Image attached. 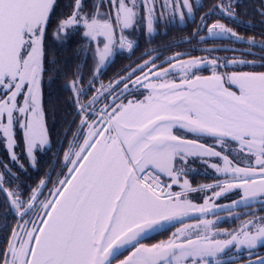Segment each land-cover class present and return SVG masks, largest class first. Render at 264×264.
<instances>
[{
  "label": "snow or ice",
  "instance_id": "obj_1",
  "mask_svg": "<svg viewBox=\"0 0 264 264\" xmlns=\"http://www.w3.org/2000/svg\"><path fill=\"white\" fill-rule=\"evenodd\" d=\"M56 6L57 0H0V133L11 148L13 129H22L27 155L33 162L34 150L49 143L41 86L49 71L46 63H56L47 61L45 52L47 26ZM70 7L71 12L58 20L54 36L66 38L69 29L82 27L84 38L98 41L93 51L98 65L112 56L117 27L121 48H133V42L123 33L135 28L141 8L147 11V30L153 32L155 0H93L92 10L87 12L85 0H72ZM104 7L110 10L101 12ZM162 7L168 8L169 0H163ZM171 7H183L189 15L192 13L189 0H171ZM217 10L230 18L235 15L231 3L221 4L202 21ZM208 31L214 36L240 39L223 24H214ZM182 55L177 54L165 63L172 64ZM201 63L193 59L160 72L155 59L145 61L128 77L115 82L124 84L121 96L130 90L129 81L132 89L139 86L147 90L149 94L144 100L117 103L119 97L114 96L111 103L99 110L95 108L99 95L87 104L80 103V96L84 95L80 87L82 77L75 74L69 87L80 116L75 139L82 143L70 145L64 153L68 173L58 179V187L49 193L51 198L40 201L41 189L46 187L42 180L23 199L19 188L8 191L4 187L5 175L12 177L7 165L0 173V192L6 193L5 218L8 214L19 217L6 246L0 248V264H112L126 246L133 250L119 264H210L208 258L222 253L229 245L251 250L264 244V217L248 221L238 232L229 233L230 239L223 242L199 233L195 239H179L190 227H198L195 225L178 229L172 239L150 247L138 239L161 222L189 216L193 211H209L208 200L198 206L188 199V193L200 190L192 189L188 180L183 181L181 191H171L183 175V168H177V163L186 164L190 155L222 158L223 167H212L225 176L231 175V179L223 185L205 186L219 187L221 191L214 193L216 197L234 189L242 190L241 199L245 202L264 197V72L234 71L223 76L214 70L211 76L204 77L193 71ZM208 63L213 69L220 67L216 60ZM231 65L255 66L235 58ZM229 66L225 61L223 67ZM177 67L182 74L180 81L162 82ZM145 68L149 70L143 78L137 76L132 80L137 71L143 72ZM95 78L94 75L89 81V88ZM225 82L235 85L238 92L224 87ZM97 91L112 95L115 89L102 85ZM175 127L213 138L221 148L235 153L237 163L233 165L228 155L222 156L213 147L175 135ZM10 159L18 162L14 153ZM160 174L171 178V183L162 185ZM239 203L233 201L236 206ZM213 223L201 221L205 232ZM256 264H264V259Z\"/></svg>",
  "mask_w": 264,
  "mask_h": 264
},
{
  "label": "flooded vegetation",
  "instance_id": "obj_2",
  "mask_svg": "<svg viewBox=\"0 0 264 264\" xmlns=\"http://www.w3.org/2000/svg\"><path fill=\"white\" fill-rule=\"evenodd\" d=\"M247 0H189V4L192 6V13L189 15L187 9L179 7L173 9L171 7V0H169V7H162L163 0H155V12L153 13V32L149 33L146 27L147 23V11L143 8L140 9L139 22L136 23L134 29L126 30L123 35L133 42V48L128 49L125 45L121 48L119 43L120 30L116 28V43L113 46V53L103 65H98V61L93 57V51L97 47L98 41L89 40L83 37L84 29L72 28L69 29L66 38L57 39L54 36L56 25L59 19L66 17L71 12L70 5L72 0H57V6L50 16V23L47 26L46 38H45V52L47 61L55 60V64L46 63V67L54 73L55 71H67L74 73L79 72L86 74L87 72L93 74L89 80L86 81V77L80 80V87L84 90V95L80 97V103L87 104L93 96L99 95V102L95 105L96 109H103L106 104L111 103L114 96L119 97L117 103H128V101L142 99L147 90L137 86L136 89L131 88V81H129V91L121 96V90L124 88V84L120 83L116 85V81L122 78L128 77L133 69H137L139 65H143L145 61H151L155 59V64L158 66V70L163 72L164 69L171 68L173 65H178L182 62L189 60L202 61L198 68L194 69L195 75L211 76L215 70L218 74L228 76L232 72H264V67L260 65L264 64V0H260V6L257 2H251L250 5H254V9L249 11V15H246V11L242 17L236 16L235 7L232 6L234 12L233 17H229L215 11L212 15L208 16L206 21H202L207 13L212 11L217 6L223 4L232 5L238 3L240 6L245 7ZM93 0H85V11H91V5ZM107 7L101 8L100 11H108ZM183 17V18H182ZM214 24H223L226 28L231 29L236 33V37L227 35L226 37L211 35L208 29ZM259 33V36H258ZM99 39L103 40V37ZM249 41H255L254 44ZM102 46V45H101ZM177 54H183L181 59L173 61L172 64L165 63L166 60L177 56ZM235 58L237 61H249L255 66H232L231 62ZM216 60L220 67L213 69L209 61ZM225 61L229 62V67H223ZM151 67V65H149ZM148 68H145L143 72L137 71L132 76V80H135L137 76L143 78L145 73L148 72ZM50 73V74H51ZM180 71H174L167 78H174L175 82H179L182 78L179 76ZM95 75V81L92 88H89V81L93 80ZM191 76V73L189 74ZM86 76V75H85ZM45 77L42 80V107L44 110V124L49 132V143L42 148H36L33 152L35 161L27 155V142L24 135V131L19 127L13 129V143L15 155L18 158V162L13 163L10 167L17 175L11 182L4 183V187L10 191L19 190L23 193V199H27L32 189H36L42 180L45 181L46 187L41 190L43 195L39 197L40 201L50 199L49 193L58 187V179H63L68 173V168L65 166L64 153L69 150L70 145L82 143V140L75 139L79 133L80 116L77 114L78 105L75 103V96L72 89L69 87L71 79L70 76H66L65 79L57 84L63 85L62 94L56 92L53 97H45ZM112 85L115 91L112 95H108L105 91L100 94L101 86ZM228 86L230 89L238 91L235 85H231L225 82L224 87ZM111 90V89H109ZM107 97V99H105ZM48 101L51 102L48 104ZM87 132V129H85ZM175 135H179L182 138L188 140H196L198 143L204 144L207 147H213L214 150L220 151L223 155H226V149L221 148L217 143H210L209 139H213L208 136H196L192 133H188L179 127L173 129ZM3 134L0 133V146L7 145V139L2 138ZM214 140V139H213ZM11 147V149H12ZM236 147V145H232ZM228 155L233 157L237 163L233 154ZM233 153V152H232ZM235 154V153H234ZM187 163L191 166H195L198 170L195 176L187 174L179 177L177 184L172 188H180L179 184H183L184 180H188L189 184L194 187L199 183H213L223 185L226 181L224 174L217 175L213 164L223 167L224 162L222 158L209 156H189L187 157ZM243 164V163H242ZM5 162H0V173L5 171ZM181 164L178 162L176 167ZM22 166V167H21ZM71 165H68L70 167ZM225 180V181H222ZM6 181V178H5ZM160 181L163 185L171 183V178L166 174H160ZM218 182V183H214ZM209 183V184H211ZM8 184V185H7ZM10 186V187H8ZM218 187L207 188L199 187L194 189H200L188 193V197L193 198L195 193L201 191H208V189H215ZM166 192L168 188L164 189ZM3 193V192H2ZM4 194V193H3ZM192 195V196H190ZM213 195V194H212ZM4 201H6V195L4 194ZM0 200V207L5 202ZM204 198L194 199L192 202L198 206L204 205ZM226 202V195L220 196L217 204L222 206ZM212 205V204H211ZM209 206V204H208ZM258 210H263L261 202L254 204L250 207H254ZM7 210L0 209V223H4V216L1 217L3 212ZM226 212L217 211L215 215H219ZM260 215H263L261 213ZM209 216V215H208ZM207 216V217H208ZM36 219L35 216L31 217ZM29 217H25V220ZM10 225L9 228L13 229L19 222L18 216H13L7 220ZM226 225V219L223 220ZM186 222L174 223V224H161L151 229L145 235L139 237L141 244L145 246H151L157 244L160 241H168L173 238V234L177 233L178 229H181ZM32 225L29 224L28 228ZM11 234L6 237V240L0 242V248H4L10 238ZM133 250L126 246L121 249L117 255V258L113 259L112 264H119V261L124 259ZM229 250V249H228ZM227 250V251H228ZM226 248L219 257H222L221 264H228L226 261ZM260 259H264L260 258ZM259 259V260H260ZM215 264V263H210ZM256 264V263H254Z\"/></svg>",
  "mask_w": 264,
  "mask_h": 264
},
{
  "label": "rangeland",
  "instance_id": "obj_3",
  "mask_svg": "<svg viewBox=\"0 0 264 264\" xmlns=\"http://www.w3.org/2000/svg\"><path fill=\"white\" fill-rule=\"evenodd\" d=\"M216 31L218 32L219 29H216ZM216 36H221V37H226L227 35H216ZM190 74V73H189ZM181 72L179 74V76L181 77ZM174 78H165L164 81L162 82H169V81H174ZM226 88H228L230 91H236L233 89H230L228 86H226ZM238 92V91H237ZM148 91L146 93V95L142 98V99H137L135 101L139 102V101H143L144 98L148 95ZM83 95H81L80 97H82ZM48 129V128H47ZM49 134V132L47 131V135ZM49 138V136H48ZM14 140V138H13ZM210 143H216L215 140L213 139H209ZM5 146V145H4ZM8 147V142L7 145ZM13 146V145H12ZM45 147V146H44ZM9 148V147H8ZM11 153L15 154L16 151H14V147L9 148ZM216 151V150H215ZM226 155H228V150L226 149ZM191 156V155H190ZM189 157V156H188ZM229 160L232 161L233 165L236 164L235 160L232 158H230V156L228 155ZM215 160H217V157H214ZM187 159V157H186ZM240 166H244V164H240ZM183 168V175L186 173L191 175V176H195L196 173L198 172V170L195 166H191L189 163L188 164H183L180 165L178 168ZM216 170V169H215ZM217 175H222V172H215ZM231 179V175L226 176V180H230ZM225 181V180H222ZM211 183V182H209ZM207 183H199V184H195L194 188H199V187H204L208 186V185H214L213 183L209 184ZM214 183H218V182H214ZM161 184L163 185V182L161 181ZM183 184H179L180 188H171L172 192H178L181 191ZM190 186V184H189ZM192 187V186H190ZM167 188V187H166ZM221 189L215 188L213 190L208 189V191H201L198 193H195L193 195V198L188 197L189 200H191V202L194 199H200V198H204L205 200L209 201V211L208 213H200L198 211H193L190 212L191 214H189V218L185 219L183 221V223H187L184 224L183 227L181 229H184L186 226H198V227H190L189 230L186 232L185 236H180L179 239L183 240L185 238H192L195 239L197 234L199 233L200 235H205L207 234L208 237L210 239H214V240H218V241H226L228 239H230V236L228 235L229 233H235L238 232L241 228L242 225H244L245 223H247L250 220H255L259 217H264V197H258L256 199H250L248 201H243L242 198V190L240 189H234V190H230V191H226L224 192L221 196L226 195V202L224 204H222V206H218L217 201L218 199H220L219 197H216L214 195V193L216 192H220ZM213 194V195H212ZM189 196V195H188ZM192 196V195H190ZM233 201H240L239 206H236L233 204ZM258 202L262 203L263 206V210H256L255 206L254 207H250L254 204H257ZM193 203V202H192ZM212 204V205H211ZM226 210V212L219 214V215H215V213L217 211H223ZM261 213H263V215H260ZM209 215V216H208ZM192 216V217H190ZM208 216V217H207ZM226 219V225L225 223H223V220ZM203 220H210L213 221V225H211L209 227V229L207 230V232H205V229L203 227V225L201 224V221ZM261 244H258L257 247L249 250L247 248V246H237V245H230L232 246L231 249L229 251L226 252V261L230 262L228 264H244L246 262H251L254 260H259L260 258L264 257V249L260 248ZM221 255V253H217V255L215 257H209V262L210 263H215L216 261H220L222 257H219Z\"/></svg>",
  "mask_w": 264,
  "mask_h": 264
},
{
  "label": "trees",
  "instance_id": "obj_4",
  "mask_svg": "<svg viewBox=\"0 0 264 264\" xmlns=\"http://www.w3.org/2000/svg\"><path fill=\"white\" fill-rule=\"evenodd\" d=\"M257 2L259 3L258 6H260V0H247V2L245 3V7L244 6H240L238 3L232 5L233 7H235V11H236V16L238 17H242L243 14H244V11H246V15H249V11L250 10H253L254 9V5H250L251 2ZM263 1V0H261ZM258 36H259V33H258ZM51 71L49 70L47 73H46V77H45V97L46 98H51L53 97L54 95H56L55 93L58 92L60 95V97H63V94H62V90L64 89L63 88V85L62 84H57L58 82L62 81L63 79H65L66 76H70V79L71 81L75 78V74L79 73V72H76L74 73L73 71H55L54 73H51ZM79 75L83 78V77H86V81L89 80L90 76H92L93 74L87 72L85 75L84 74H81L79 73ZM50 77L52 78L51 81H50ZM51 102L48 101V104H50ZM230 154H233L234 157H235V154L232 153V152H229ZM12 153L10 151V149L7 147V146H4L1 144L0 146V162L1 161H4L5 164L7 165L8 169H10V167L13 166V162L11 161L10 157H11ZM236 158V157H235ZM11 173H12V177L10 178L9 176L5 175V178H6V181H5V186H6V183L9 182L10 184L12 185H15V183H12L11 181L17 177L16 173L14 171H12L10 169ZM8 185V184H7ZM10 187V186H8ZM10 191H15V190H12L10 189ZM4 194L2 192H0V200L1 201H4ZM6 202V201H4ZM5 205V204H4ZM4 205H1L0 209L1 210H7ZM5 213L6 212H3L1 217L4 216V223H0V242H2V240H6V237L9 236L11 234V230L12 228L10 229L9 228V225L10 223L7 221L9 218H12L13 215L12 214H8L7 217L5 218ZM232 247V246H231ZM231 247L229 248V250L231 249ZM260 248L264 249V244L260 245ZM228 250V251H229ZM244 264H250V262H246Z\"/></svg>",
  "mask_w": 264,
  "mask_h": 264
},
{
  "label": "water",
  "instance_id": "obj_5",
  "mask_svg": "<svg viewBox=\"0 0 264 264\" xmlns=\"http://www.w3.org/2000/svg\"><path fill=\"white\" fill-rule=\"evenodd\" d=\"M3 193L6 195L5 192H3ZM206 213H208V212H206ZM206 213H205V214H206ZM190 214H191V213H190ZM190 217H192V216H190ZM187 218H189V217H188V216H186V217H181V218H178V219H176V220H172V221H170V222H161L159 225H161V224L169 225V224L179 223V222L184 221V220L187 219ZM150 230H151V229L145 231L141 236L145 235V234L148 233ZM141 236H140V237H141ZM229 248H230V245L226 248V251H227ZM122 249H123V248H122ZM120 250H121V249H120ZM256 261H258V260L251 261L250 264H253V263H255Z\"/></svg>",
  "mask_w": 264,
  "mask_h": 264
},
{
  "label": "crops",
  "instance_id": "obj_6",
  "mask_svg": "<svg viewBox=\"0 0 264 264\" xmlns=\"http://www.w3.org/2000/svg\"><path fill=\"white\" fill-rule=\"evenodd\" d=\"M190 186H192L191 184H190ZM262 245V244H261Z\"/></svg>",
  "mask_w": 264,
  "mask_h": 264
}]
</instances>
